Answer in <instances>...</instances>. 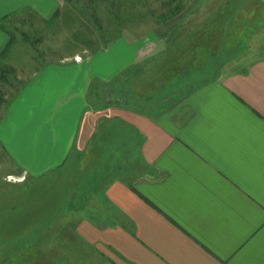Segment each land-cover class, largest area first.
<instances>
[{"label":"crops","instance_id":"0c3cea01","mask_svg":"<svg viewBox=\"0 0 264 264\" xmlns=\"http://www.w3.org/2000/svg\"><path fill=\"white\" fill-rule=\"evenodd\" d=\"M63 1L0 0V55ZM172 5L132 41L40 67L6 107L0 264H264V0Z\"/></svg>","mask_w":264,"mask_h":264},{"label":"rangeland","instance_id":"374dc122","mask_svg":"<svg viewBox=\"0 0 264 264\" xmlns=\"http://www.w3.org/2000/svg\"><path fill=\"white\" fill-rule=\"evenodd\" d=\"M173 2L174 0H66L53 18L47 21L27 20L20 26V30L12 29L15 45L9 46V52L0 55V119L8 104H11L26 81L41 70L40 67L49 62L80 59L74 55L75 52L85 55L104 46L107 41H113L121 33H125V38L132 41L131 38L157 27L160 21L164 22L170 12L172 17V13L177 11ZM234 6H227L226 10H231ZM20 33L26 35L20 36ZM25 40L28 45L23 43ZM212 41H215V37ZM210 44L208 42L205 50L193 57L192 64H199L200 57L207 54L204 52L215 45ZM132 73L133 69L129 74ZM201 73L203 72L199 69L192 74L195 77ZM187 74L185 70L182 75ZM126 87V100L132 102L133 97L129 95L128 86ZM47 104H53L54 108L57 106L53 101H47ZM6 171L18 172L19 169L0 144V176ZM54 171L62 174L65 180L71 178L70 165L58 167ZM8 178L13 180L12 177ZM64 178L58 182H62L63 204L68 207L70 181L67 180L66 183ZM16 179L15 177L14 180ZM22 180L23 177L20 181ZM35 182L31 178L24 181L31 195L42 191ZM10 218H14L13 214ZM0 222H9V207H0ZM4 230L8 229L0 228L1 235L7 234Z\"/></svg>","mask_w":264,"mask_h":264},{"label":"trees","instance_id":"16d2710c","mask_svg":"<svg viewBox=\"0 0 264 264\" xmlns=\"http://www.w3.org/2000/svg\"><path fill=\"white\" fill-rule=\"evenodd\" d=\"M111 41H112V40H111ZM111 41H107V42L105 43V45L102 46V47L107 46L108 43L111 42ZM102 47H97V48L93 49V50L91 51V53L96 52L97 50L101 49ZM180 55H181V56H180ZM180 55H179L180 57H178V59H182V60H183V59H185V58H191V57H193V56L195 55V53H194V51H192V52H187V53H181ZM4 232L7 233V230H4ZM0 236H2V235L0 234Z\"/></svg>","mask_w":264,"mask_h":264}]
</instances>
